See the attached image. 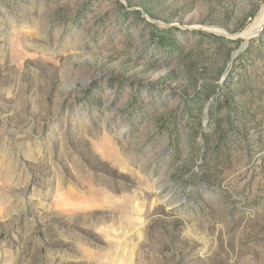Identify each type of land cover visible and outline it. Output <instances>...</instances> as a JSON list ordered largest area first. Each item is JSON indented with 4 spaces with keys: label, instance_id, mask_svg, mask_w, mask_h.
I'll list each match as a JSON object with an SVG mask.
<instances>
[{
    "label": "rangeland",
    "instance_id": "rangeland-1",
    "mask_svg": "<svg viewBox=\"0 0 264 264\" xmlns=\"http://www.w3.org/2000/svg\"><path fill=\"white\" fill-rule=\"evenodd\" d=\"M264 0H0V264H264Z\"/></svg>",
    "mask_w": 264,
    "mask_h": 264
},
{
    "label": "bare ground",
    "instance_id": "bare-ground-1",
    "mask_svg": "<svg viewBox=\"0 0 264 264\" xmlns=\"http://www.w3.org/2000/svg\"><path fill=\"white\" fill-rule=\"evenodd\" d=\"M263 25H264V6L260 10L256 18L253 20V23L250 24L247 27V29L244 31L242 36L247 40L256 37L259 34L260 29L262 28Z\"/></svg>",
    "mask_w": 264,
    "mask_h": 264
}]
</instances>
